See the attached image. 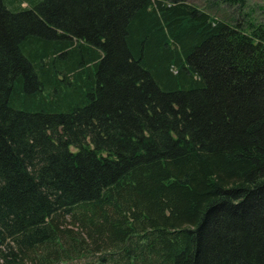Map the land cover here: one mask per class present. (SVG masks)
<instances>
[{
	"label": "trees",
	"instance_id": "16d2710c",
	"mask_svg": "<svg viewBox=\"0 0 264 264\" xmlns=\"http://www.w3.org/2000/svg\"><path fill=\"white\" fill-rule=\"evenodd\" d=\"M207 1L0 0V264H264V22Z\"/></svg>",
	"mask_w": 264,
	"mask_h": 264
},
{
	"label": "rangeland",
	"instance_id": "374dc122",
	"mask_svg": "<svg viewBox=\"0 0 264 264\" xmlns=\"http://www.w3.org/2000/svg\"><path fill=\"white\" fill-rule=\"evenodd\" d=\"M188 2L194 3L198 6H205L207 7V0H186ZM212 2L215 4V9L218 8L219 10H215L212 8V12L216 16H221L225 18L227 16V20H231V17H237V13H235L234 9L231 7H228L226 5H223L220 0H212ZM249 8L252 9L253 15L256 19L264 22V0H249ZM214 10V11H213Z\"/></svg>",
	"mask_w": 264,
	"mask_h": 264
}]
</instances>
